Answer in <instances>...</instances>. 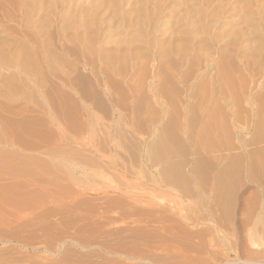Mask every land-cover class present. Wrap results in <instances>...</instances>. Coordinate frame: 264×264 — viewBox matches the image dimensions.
Here are the masks:
<instances>
[{
	"label": "bare ground",
	"instance_id": "6f19581e",
	"mask_svg": "<svg viewBox=\"0 0 264 264\" xmlns=\"http://www.w3.org/2000/svg\"><path fill=\"white\" fill-rule=\"evenodd\" d=\"M105 1L26 0L16 6L17 16L0 4L15 33L7 42L0 18V118L11 124L33 119L27 104L40 97L37 108L61 123L66 141L79 143L93 125L100 131L95 145L77 148L93 155L90 172L63 159L72 172L63 179L54 175L56 181L38 174L34 183L45 191L60 189L59 180L95 181L104 154L118 143L130 162L157 168V178L149 179L154 186L188 200L195 188L206 189L228 220L245 179L264 195V0ZM7 133L2 139L12 144ZM125 163L118 166L127 182ZM119 185L96 197L118 219L190 220L174 205L147 199L144 188ZM252 197L243 204L254 212L258 202Z\"/></svg>",
	"mask_w": 264,
	"mask_h": 264
},
{
	"label": "rangeland",
	"instance_id": "374dc122",
	"mask_svg": "<svg viewBox=\"0 0 264 264\" xmlns=\"http://www.w3.org/2000/svg\"><path fill=\"white\" fill-rule=\"evenodd\" d=\"M22 1L0 0V4L6 5L5 8L7 7L11 16H17L21 13L18 10L21 7H17L26 0ZM39 1L44 2V0ZM105 3L108 4V0ZM9 5L15 8H10ZM85 6L87 5L83 7ZM4 15L0 10V18ZM1 20H3L1 24L7 28L2 36L10 42V39L15 37L13 30L9 31L13 24L5 21L6 18ZM40 35L43 40L47 39L45 32ZM4 46L5 49L8 47ZM10 71L4 70V73ZM39 98L32 97V101L30 100L31 102L27 104L34 110L28 114L29 118L33 116V119L28 121L25 119V122L23 119V122L16 123L12 121L13 124H11L5 120L6 118H0L2 128L0 139L3 140L0 141V195L2 196L0 197V264H264V233L262 232L264 231L262 227L264 226V206L261 207L260 204L256 208L259 203L264 204V195L254 183L249 182L248 179L244 180V186L237 192L236 205L231 213L233 215L230 216L231 219L226 220L222 212L220 214L219 209L212 203L211 193L206 189L195 188L193 191L196 194L193 193L190 200L183 198L175 189L165 192L163 188L161 191L158 186H154L149 181L150 177L157 178L155 175L157 168L146 167L143 161L130 162L131 160H127V153L118 143L110 147V152L105 153L103 159L104 167L109 163L111 165L112 162L117 166H111L108 169L102 166L97 180L70 183L71 185L63 182L64 180L61 182L60 178L63 179L62 177L68 172H72V169L63 163V159L70 160L79 166L84 164L88 172L92 170L95 161L91 152L86 150L80 153L77 148L81 143L87 149L95 145L100 139L99 127L95 125V130L93 125L95 132L88 131L89 133L78 141L80 144L70 142L69 139L66 141L61 123L54 121L49 114L40 113L36 106L41 101ZM17 100L19 104H24L22 100ZM3 130L8 131L7 135L12 139V144L9 140L8 143L2 139ZM126 161L128 163H125ZM119 163L127 164L126 173H130L127 174L130 175L127 176V182L122 180L121 176L125 171L121 170ZM11 170L16 176L11 174ZM20 170H25L24 175L23 173L15 174V172L20 173ZM38 174L39 176L44 174H51L52 177L60 176L57 180L62 186L59 183L57 186L61 188L46 189L44 187V191L41 185L36 184ZM52 179L56 181V176ZM35 180L37 181L34 183ZM118 185H123L122 188L134 192L144 188L147 199L155 196L152 199L156 203H167L166 206L174 205L179 211L181 209L182 214L178 212L179 215L190 220L187 223L182 219L179 221L177 217L178 224L172 225L167 221L155 222L154 217L143 219L144 221L135 220L134 217L126 218V220L118 219L114 209L110 210L111 213L106 212V209H103V200L96 199L105 191L111 194ZM152 189H155V192ZM78 190H81V195L78 194ZM35 191L36 193H33ZM248 196H254L255 198H252L258 202L255 207L258 211L253 209L255 214L252 210L246 209L243 204L245 197ZM259 196L261 200H258ZM4 199L5 203L2 201ZM258 221L261 222L258 223Z\"/></svg>",
	"mask_w": 264,
	"mask_h": 264
}]
</instances>
